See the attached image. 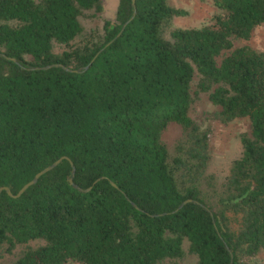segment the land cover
I'll list each match as a JSON object with an SVG mask.
<instances>
[{
    "label": "trees",
    "instance_id": "1",
    "mask_svg": "<svg viewBox=\"0 0 264 264\" xmlns=\"http://www.w3.org/2000/svg\"><path fill=\"white\" fill-rule=\"evenodd\" d=\"M212 1L206 25L167 37L187 14L169 0H119L113 19L105 0H0V187L69 157L0 192V258L24 247L0 264H175L186 241L198 264H264V49L249 43L264 0ZM106 45L85 72L32 69L82 68ZM203 95L219 123L251 125L221 182Z\"/></svg>",
    "mask_w": 264,
    "mask_h": 264
},
{
    "label": "rangeland",
    "instance_id": "2",
    "mask_svg": "<svg viewBox=\"0 0 264 264\" xmlns=\"http://www.w3.org/2000/svg\"><path fill=\"white\" fill-rule=\"evenodd\" d=\"M169 2L178 8L187 11L184 16H176L173 18L170 28L166 30V36H170L172 29L177 27H202L206 25L212 18L215 12V7L212 0H169ZM119 0H105V17L113 19L117 10ZM249 43L257 49H264V26H260ZM57 52H61L67 47L57 43L55 46ZM215 107L209 103L206 95L201 96L196 101V106L193 111L195 117L201 122L211 124L213 128L212 134V160L209 165V171L216 174L218 180L223 181L229 174L232 163L240 158L243 154V144L241 135L250 133L251 125L248 119L237 120L228 125H224L216 121L211 113ZM181 128L172 124L165 134V140L168 143L174 142L180 135ZM42 241L31 242L32 246L42 244ZM24 247L18 246L12 252H6L0 263H8L16 260L23 252ZM264 259V256H262ZM166 263L175 264H198V256L189 249V242L184 243V255L179 258H169ZM75 264V263H69Z\"/></svg>",
    "mask_w": 264,
    "mask_h": 264
},
{
    "label": "water",
    "instance_id": "3",
    "mask_svg": "<svg viewBox=\"0 0 264 264\" xmlns=\"http://www.w3.org/2000/svg\"><path fill=\"white\" fill-rule=\"evenodd\" d=\"M134 1V3H135V0H133ZM135 16H136V11H135V13L132 15V17L123 25V27H122V29H120V31H119V33L116 35V37L109 43V44H111L113 41H115L116 39H118L123 33H124V31H125V29H127L126 27H127V25L131 22V21H133L134 20V18H135ZM108 45H106L105 47H103L102 49H100V51L96 54V56L94 57V59L88 64V65H86V66H84V67H82V68H78V69H73V68H71V67H68V66H66V65H64V64H62V63H55V64H50V65H47V66H40V67H33L32 69H35V70H47V69H50V68H53V67H59V68H63L64 70H66V71H69V72H78V73H80V72H85V71H87L91 66H92V64L94 63V61H95V59L101 54V52L107 47ZM5 56V55H4ZM5 57H7V56H5ZM8 59H11V60H13L14 62H16V63H19V61L16 59V58H9L8 57ZM65 159H69V157H67V156H63L62 158H60V159H58V160H56L54 163H52L51 165H49L48 167H46V168H44L43 170H41V171H39L36 175H35V177L31 180V181H29L28 183H26L16 194H14L13 192H12V190L9 188V187H7V186H1L0 187V192H3V191H6L9 195H11V196H13L14 198H19V197H21L25 192H26V190L28 189V188H30L31 186H33V185H35L36 183H38V181L40 180V178L44 175V174H46V173H48V172H50V171H52L53 169H55L63 160H65ZM75 174H76V167H75V165L72 163V175H71V177L69 178V181L72 183V184H74L77 188H79V189H81V190H84V189H82L80 186H78V185H76L75 183H74V177H75ZM101 179V178H100ZM100 179H98V180H100ZM97 180V181H98ZM96 181V182H97ZM113 183V185L114 186H116V184L114 183V182H112ZM87 190H89V189H85V191H87ZM192 200L191 199H188V200H185L174 212H178L179 210H181L186 204H190V202H191ZM229 250H230V248H229ZM231 251V250H230Z\"/></svg>",
    "mask_w": 264,
    "mask_h": 264
}]
</instances>
